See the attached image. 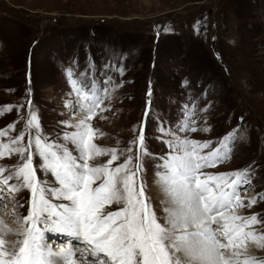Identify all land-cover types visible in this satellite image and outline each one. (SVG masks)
Masks as SVG:
<instances>
[{"label": "rangeland", "instance_id": "obj_1", "mask_svg": "<svg viewBox=\"0 0 264 264\" xmlns=\"http://www.w3.org/2000/svg\"><path fill=\"white\" fill-rule=\"evenodd\" d=\"M73 62L77 75L89 71L100 81L111 76L113 84L122 85L106 102L110 110L92 121L104 133L97 144L116 147L119 141L120 148L128 147L138 134L133 128L145 120L151 87L147 143L150 152L162 156L168 149L156 139L157 124L177 129L184 106L195 100L197 126L210 130L190 132L191 139L215 147L226 133L241 130L231 158L207 172L252 166V184L241 196L264 194V0H0V107L24 102L26 115L31 87L43 131L57 139L66 130L60 121L78 119L65 107L69 86L63 72ZM17 120L15 109L0 116V129ZM15 163L5 159L0 165ZM146 169L153 205L162 216L152 184L154 163L147 161ZM26 195L18 196L21 203ZM18 198L16 215L25 208ZM240 213L264 219V199ZM16 215L0 212L14 223ZM249 251L264 257V250Z\"/></svg>", "mask_w": 264, "mask_h": 264}, {"label": "snow or ice", "instance_id": "obj_2", "mask_svg": "<svg viewBox=\"0 0 264 264\" xmlns=\"http://www.w3.org/2000/svg\"><path fill=\"white\" fill-rule=\"evenodd\" d=\"M73 65L64 69L65 107L70 115H82L75 123L60 121L66 130L57 139L44 133L31 99L26 115L24 102L0 107V116L18 113L17 121L0 129V161L16 159L14 165H0V204L29 193L19 204L27 205L26 215L17 216L14 225L0 219V264H264V257L249 251L264 250V219L259 213L240 214L264 199L261 193L241 196L252 184V166L205 171L231 158L241 139L239 126L215 147L212 141L191 139L190 132L210 130L197 126L193 100L184 106L177 129L157 124L161 135L156 139L168 149L157 157L147 143L149 87L145 120L133 128L138 134L128 147L120 148L119 141L116 147L101 146L95 141L104 133L92 121L110 110L106 102L122 85L113 84L111 76L100 81L89 71L77 75ZM115 70L123 75L122 67ZM102 157L107 159L98 162ZM147 161L154 163L152 184L162 216L145 178ZM46 233L66 236L67 246L53 250Z\"/></svg>", "mask_w": 264, "mask_h": 264}, {"label": "bare ground", "instance_id": "obj_3", "mask_svg": "<svg viewBox=\"0 0 264 264\" xmlns=\"http://www.w3.org/2000/svg\"><path fill=\"white\" fill-rule=\"evenodd\" d=\"M66 103V102H65ZM78 115V114H77ZM79 119V118H78ZM77 119V120H78ZM77 120H75L74 121V123L77 121ZM154 187V186H153ZM153 189V188H152ZM154 190H155V192L157 193V190H156V188L154 187ZM155 193V194H156ZM157 200H159V198H158V196H157ZM241 214V213H240ZM0 219H4L5 220V222H7L8 224H10V225H14V221H7V219H5V218H2V216H0Z\"/></svg>", "mask_w": 264, "mask_h": 264}]
</instances>
